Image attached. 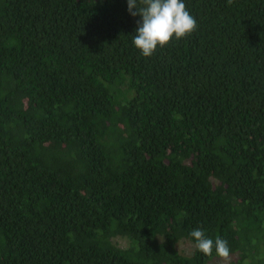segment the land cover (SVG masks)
Here are the masks:
<instances>
[{"label": "trees", "instance_id": "1", "mask_svg": "<svg viewBox=\"0 0 264 264\" xmlns=\"http://www.w3.org/2000/svg\"><path fill=\"white\" fill-rule=\"evenodd\" d=\"M184 3L144 57L127 0H0V264H264V0Z\"/></svg>", "mask_w": 264, "mask_h": 264}, {"label": "clouds", "instance_id": "2", "mask_svg": "<svg viewBox=\"0 0 264 264\" xmlns=\"http://www.w3.org/2000/svg\"><path fill=\"white\" fill-rule=\"evenodd\" d=\"M232 2L227 0L229 5ZM127 5L131 16L141 17L132 43L144 57L151 56L158 46L167 45L173 38H184L197 28V21L187 10L184 0H127ZM190 236L196 249L204 255L210 256L215 249L218 257H229L231 250L225 239L216 237L213 240L199 228L193 229Z\"/></svg>", "mask_w": 264, "mask_h": 264}, {"label": "rangeland", "instance_id": "3", "mask_svg": "<svg viewBox=\"0 0 264 264\" xmlns=\"http://www.w3.org/2000/svg\"><path fill=\"white\" fill-rule=\"evenodd\" d=\"M112 242L119 247H124L127 244V240L123 237H113ZM176 249L183 254H190L194 249V244L187 240H179L175 244ZM234 258V255H229L227 259L221 257H213L206 264H230V261Z\"/></svg>", "mask_w": 264, "mask_h": 264}]
</instances>
